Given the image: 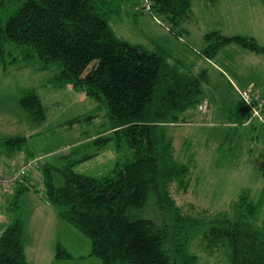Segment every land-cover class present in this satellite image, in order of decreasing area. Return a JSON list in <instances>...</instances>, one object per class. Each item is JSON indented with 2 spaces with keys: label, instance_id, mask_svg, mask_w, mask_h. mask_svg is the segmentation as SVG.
<instances>
[{
  "label": "trees",
  "instance_id": "trees-1",
  "mask_svg": "<svg viewBox=\"0 0 264 264\" xmlns=\"http://www.w3.org/2000/svg\"><path fill=\"white\" fill-rule=\"evenodd\" d=\"M117 2L0 0V13L15 9L0 19V61L12 57L11 63L55 70L50 84L81 91L99 105L97 109H106L110 125L93 142L98 151L114 142L117 151L127 148L133 155L99 179L74 171L76 165L98 154L72 160L71 153L61 168L42 166L44 200L61 220L90 240V256L103 264H198L199 257L191 252L196 239L204 253H221L228 264H264V227L256 223L259 206L247 195L229 213L209 220L188 216L176 205L171 188L188 190L190 168L175 158L173 140L164 127L176 124L180 115L201 104L208 76L205 71L198 76L184 73L162 51L152 52L118 38L109 24L120 12ZM151 2L152 16L164 18L168 31L181 39L183 23L192 20L191 0ZM204 41L206 47L199 54L207 60L230 44L264 55V47L252 38L212 32ZM96 62L98 66L92 67ZM19 101L34 121L46 120L36 91H27ZM92 118H75L67 125ZM27 145L24 137L10 138L0 141V150L14 153ZM55 173L64 179L61 187L54 184ZM29 176L13 191L12 221L0 236V264H30L20 210L22 195L38 192L27 185ZM151 204L158 219L146 215ZM55 258L71 260L73 256L58 244Z\"/></svg>",
  "mask_w": 264,
  "mask_h": 264
},
{
  "label": "rangeland",
  "instance_id": "rangeland-1",
  "mask_svg": "<svg viewBox=\"0 0 264 264\" xmlns=\"http://www.w3.org/2000/svg\"><path fill=\"white\" fill-rule=\"evenodd\" d=\"M216 1L212 10L213 0H192L196 19L182 25L188 32L183 34L186 43L171 36L170 26L164 18L157 19L152 13L143 12L140 0H118L120 12L109 19V24L118 38L152 52L156 51L153 40L167 35L169 42L162 41V44L185 64L183 72L195 76L202 71L207 73L201 104L180 115L176 124L164 127L173 140L175 158L190 168L188 190L182 192L176 185L171 188L176 205L188 216L209 220L216 214L229 213L245 194L250 202L259 206L256 223L258 227H264V130L251 119L249 109L238 93V90L256 89L264 98V55L236 44L222 48L212 64H207L199 54L206 47L204 35L212 32L227 37L252 38L264 47V3L261 0ZM14 10L0 13V19L5 20ZM187 60H191V66ZM11 62L12 57L5 63L0 61V141L24 137L28 145L23 152L29 150L34 156L41 157L38 159V177H32L27 185H33L42 193L40 168L46 164L61 168L67 164L63 157L71 153L72 160L98 154L74 167L77 174L97 179L109 175L117 162L132 159L129 149L117 151L114 142L98 151L89 140L109 128L104 107L97 109L99 105L81 91L71 87L58 89L50 84L55 70L38 71L34 66ZM92 65L96 67L98 63ZM87 75L88 72L85 77ZM30 90L36 91L43 103L46 112L43 122L34 121L20 106V98ZM204 104L207 107L201 109ZM247 111L248 125L244 126L234 116L237 113L246 115ZM91 115L94 116L91 120L67 125L75 118ZM53 178L57 187L64 184L59 173L53 174ZM1 195L7 199L0 205V220H3L12 216L10 209L15 193ZM43 203L46 204L45 200ZM20 207L22 219L27 222L26 244L30 260L35 258L33 261L37 259L38 264H103L99 258L90 256V240L61 220L55 208H44L43 216L40 214L31 219V206L21 200ZM154 210L151 204L146 215L158 219ZM58 244L73 259L57 260ZM200 244L201 241L196 239L191 247V252L199 257L198 264H228L226 256L221 253L209 256Z\"/></svg>",
  "mask_w": 264,
  "mask_h": 264
},
{
  "label": "crops",
  "instance_id": "crops-1",
  "mask_svg": "<svg viewBox=\"0 0 264 264\" xmlns=\"http://www.w3.org/2000/svg\"><path fill=\"white\" fill-rule=\"evenodd\" d=\"M191 4H192V20H190V21H194L196 19V16H195V12H194V9H193L192 0H191ZM216 4H217V1L213 0L212 5L210 6V9L212 8V10H213L214 6ZM155 23L158 25L157 21H155ZM182 31H183L182 34L188 33V32H186V30L183 29V27H182ZM171 36L175 40H177L179 42L186 43L183 35H182L181 39L174 37L172 34H171ZM204 37H205V35H204ZM204 37H203V40H204ZM174 39H172V40H174ZM162 41L169 42V39L167 38V35L157 36V38L155 40H153L152 45L154 46V48L156 50L155 52L162 51L168 57L169 63L171 65L179 66L180 70L182 71V67L185 66V64H183L181 61L177 60V58L171 54L170 50L168 48H166L164 44H162ZM173 45H175V44H173ZM200 57H202V56H200ZM202 58L205 59L204 57H202ZM190 61L191 60H187V62L191 66L192 64L190 63ZM206 61H207V64H210V63L212 64V62H213V60L205 59V62ZM184 73H186V72H184ZM188 74H190V73H188ZM234 87L232 86V88H234V90L236 91L237 88H236V86H234ZM238 89H240V88H238ZM234 118H235V120H237V122H239V121L243 122L244 126L248 125V121H247V119H248V111H247L246 115H244L242 113H240V114L237 113V114H235ZM249 128L252 129L253 125L249 126ZM257 134L258 133H256V136H257ZM100 135L101 134L96 135L94 138H90L89 140L91 142H94V140L97 137H99ZM39 158H41V157L34 156L33 152H31L29 150L24 151V152L22 150V151H18V152H14V153H8V152H5V151L1 150L0 151V169H2L3 172H0V173H8V172L14 170L15 168L19 167L22 163H24L28 159H39ZM38 171H39V169L34 171V172H32L31 175L29 176L28 181H30L31 178L34 177V176H36V178H37L38 175H36V174H37ZM32 187H33V189H35L34 186H32ZM1 194H7V193L0 192V205L2 204L4 199H6L5 197H3L4 195H1ZM43 199L44 198H43L42 193L34 192L33 190L26 191L22 195L21 200H23L24 204L27 203V204H29L31 206V210H30L31 219H32V217H36V216L39 217L41 213H46L44 208L45 209H47V208L48 209H52V206H50V204H48L46 201H45L46 204L43 203L44 202ZM41 216H43V214H41ZM11 221H12V216L8 217V218H4L3 220H0V236L3 233V231L6 229V227L11 223ZM26 223H27L26 221H23V245H24L26 258H27V260H28V262L30 264H38V263L35 262V261H37V259L35 261H33L35 258H33V260L32 259L30 260V256L28 254V250H27L28 246L26 244L27 243ZM36 254H37V252H36Z\"/></svg>",
  "mask_w": 264,
  "mask_h": 264
},
{
  "label": "built area",
  "instance_id": "built-area-1",
  "mask_svg": "<svg viewBox=\"0 0 264 264\" xmlns=\"http://www.w3.org/2000/svg\"><path fill=\"white\" fill-rule=\"evenodd\" d=\"M141 9L143 12L152 13L151 0H140ZM239 97L244 105L249 109L251 119L257 121L258 125L264 130V98L261 96L259 90L246 89L238 90ZM207 104L201 107L204 109ZM39 167V160L32 159L22 163L19 167L8 173H0V192L11 193L16 187L23 182L24 178L28 177L30 173Z\"/></svg>",
  "mask_w": 264,
  "mask_h": 264
}]
</instances>
